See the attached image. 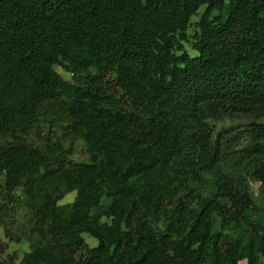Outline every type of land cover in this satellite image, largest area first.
Masks as SVG:
<instances>
[{
	"label": "trees",
	"instance_id": "obj_1",
	"mask_svg": "<svg viewBox=\"0 0 264 264\" xmlns=\"http://www.w3.org/2000/svg\"><path fill=\"white\" fill-rule=\"evenodd\" d=\"M253 181L264 0H0V225L31 244L9 264H264Z\"/></svg>",
	"mask_w": 264,
	"mask_h": 264
},
{
	"label": "rangeland",
	"instance_id": "obj_2",
	"mask_svg": "<svg viewBox=\"0 0 264 264\" xmlns=\"http://www.w3.org/2000/svg\"><path fill=\"white\" fill-rule=\"evenodd\" d=\"M205 10V6L201 7L200 13H203ZM196 20V17L193 18V21ZM194 24V23H192ZM194 26H191L188 29L189 35L193 36ZM186 47L191 55H196L197 52L192 48L190 43L186 44ZM56 70L65 78L78 81V77L67 71L62 66H56ZM246 120L243 118H232L226 117L213 122V125L216 129V132L231 130L233 132H238L243 129L245 126ZM73 160L76 161H87L88 153L85 149L84 142H79L76 146L75 153L71 156ZM260 182L253 181L252 188L254 190V194L256 199L264 205V199L261 198L260 195ZM21 188L18 189V193L21 192ZM77 192L68 193L64 199H62L59 203L65 204L71 202L75 199ZM103 202H107V199H104ZM13 209L9 211L8 215L5 217V222L14 229V233L19 236H27L29 233V225H27V215L26 210L23 206L14 205ZM12 222V223H11ZM26 228V229H25ZM86 241L90 244V246H96L98 244V240L87 233L83 234ZM31 250V244L27 239H22L21 241H10L9 238L5 234V229L2 225H0V264H9L12 260L11 256H17L16 262L19 263L23 257V254L27 251Z\"/></svg>",
	"mask_w": 264,
	"mask_h": 264
}]
</instances>
